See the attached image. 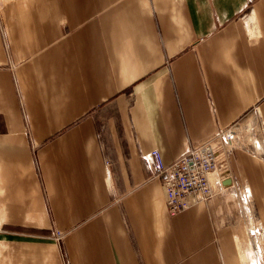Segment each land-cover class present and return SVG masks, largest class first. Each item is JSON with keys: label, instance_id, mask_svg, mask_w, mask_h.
<instances>
[{"label": "crops", "instance_id": "crops-1", "mask_svg": "<svg viewBox=\"0 0 264 264\" xmlns=\"http://www.w3.org/2000/svg\"><path fill=\"white\" fill-rule=\"evenodd\" d=\"M227 128L169 217L145 158ZM0 264H264V0H0Z\"/></svg>", "mask_w": 264, "mask_h": 264}, {"label": "built area", "instance_id": "built-area-1", "mask_svg": "<svg viewBox=\"0 0 264 264\" xmlns=\"http://www.w3.org/2000/svg\"><path fill=\"white\" fill-rule=\"evenodd\" d=\"M235 140L231 128L219 130L210 139L188 148L180 158L169 165L164 164L158 150L145 158L165 194V207L169 217H174L189 207L188 197L196 202L212 197L210 176L224 179L227 172V155Z\"/></svg>", "mask_w": 264, "mask_h": 264}, {"label": "rangeland", "instance_id": "rangeland-1", "mask_svg": "<svg viewBox=\"0 0 264 264\" xmlns=\"http://www.w3.org/2000/svg\"><path fill=\"white\" fill-rule=\"evenodd\" d=\"M250 117H253V113L251 112L250 114H248L247 116H245V118L242 120V123H245V121H248V119L250 118ZM250 122V121H249ZM254 122V121H253ZM253 122H250V127H252V128H255V134H256V138H258L259 139V134H258V131H256V126H257V124L256 123H253ZM254 136H251V138H253ZM259 143V142H258ZM257 143V144H258ZM261 143V142H260ZM260 143L258 144V148H259V145H260ZM261 147H262V144L260 145Z\"/></svg>", "mask_w": 264, "mask_h": 264}]
</instances>
